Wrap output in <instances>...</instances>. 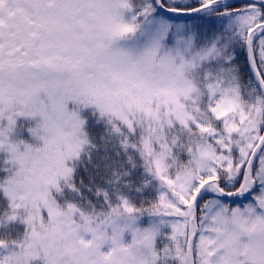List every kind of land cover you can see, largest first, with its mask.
<instances>
[{"label":"rangeland","instance_id":"1","mask_svg":"<svg viewBox=\"0 0 264 264\" xmlns=\"http://www.w3.org/2000/svg\"><path fill=\"white\" fill-rule=\"evenodd\" d=\"M128 9V0H0V115L39 117L38 136L43 142L36 154L27 153L0 133V145L20 166L6 192L32 229L18 251L0 255V264L39 260L42 264H149L143 248L156 237L160 225L168 223L182 234L191 231V220L181 215L187 212L183 204L199 185L187 177L172 181L174 193L166 191L161 198L165 215L147 228L132 219L114 221L105 233L79 228L60 217L50 199V189L70 174L67 161L87 145L83 121L70 111L71 102L110 110L128 123L145 116L155 128L162 116L171 124L195 120L182 102L196 89L188 74L211 60L215 49L194 51L195 34L179 20L175 48L160 55L170 20L162 14L154 16L135 33ZM257 20L258 13L252 10L234 15L228 23L244 32ZM207 88L212 110L224 121L226 132L198 125L215 132L222 147H229L227 134L238 130L242 141L237 161L246 164L262 134L259 124L238 114L239 91L231 79L216 80ZM200 157L205 176L217 173V163L229 165L234 159L211 146L200 151ZM164 166L160 161L158 171ZM207 191L214 193L212 187ZM257 199L264 207L263 182ZM168 214L178 217L171 219ZM231 215L247 232L264 223V213L251 202L234 207ZM201 224L198 236L211 256L208 264H264L258 238L235 241L222 207L211 205Z\"/></svg>","mask_w":264,"mask_h":264},{"label":"trees","instance_id":"2","mask_svg":"<svg viewBox=\"0 0 264 264\" xmlns=\"http://www.w3.org/2000/svg\"><path fill=\"white\" fill-rule=\"evenodd\" d=\"M218 0H162L167 8L197 10L195 14H163L155 0H128L129 15L134 17L137 32L157 15L167 17L171 25L168 37L163 40L160 55L176 46V25L184 22V29L195 34L194 51L210 47L215 49L211 60L197 66L188 74L196 86L189 99H182L195 120L188 125L178 120L169 123L165 116L156 122V128L145 116L131 118L130 123L110 110L90 104L71 102L70 111L83 121L82 134L87 141L80 155L67 161L70 174L50 189V199L60 217L71 219L83 229H95L105 233L116 220L132 219L142 228L151 226L165 215L161 198L164 192L174 193L172 181L185 177L199 185L184 203L185 219H191L192 202L200 186L213 179L222 189L234 192L245 182V163L237 161V146L242 141L240 132L228 133V146L222 147L214 133L205 131L198 123L211 126L216 131L226 132L224 121L216 116L211 107V94L207 85L216 80L231 79L239 91L238 114L259 124L264 131V94L251 69L248 57L247 37L249 31H240L229 25L236 14L257 11L261 24L253 34L255 62L264 79V7L253 1L228 0L216 6L205 7ZM153 121V120H152ZM39 117L0 115V133L27 153L36 154L43 142L38 136ZM155 129V130H154ZM212 147L226 156L234 157L229 165L217 163V173L205 176L200 168V151ZM209 159V156H207ZM165 162L162 172L158 163ZM20 166L9 157L8 148L0 145V255L18 251L31 229L25 213L14 209L6 187L17 178ZM183 177V179H181ZM257 186L253 193L237 201H225L216 190L205 194L197 204L198 232L194 244L195 264H208L210 254L200 242L203 217L211 205L223 208L237 236V242L250 237L258 238L260 260L264 263V223L250 232L241 230L232 218L234 207L245 202L255 204L264 213L257 199L260 185L264 183V148L254 168ZM130 207V211L127 210ZM168 214L166 217H169ZM47 218L46 212H44ZM177 215L169 218L175 219ZM180 233L168 223L159 226L156 237L144 245V254L149 264H190L189 240L195 231ZM232 248V247H231ZM32 264H42L34 261Z\"/></svg>","mask_w":264,"mask_h":264},{"label":"water","instance_id":"3","mask_svg":"<svg viewBox=\"0 0 264 264\" xmlns=\"http://www.w3.org/2000/svg\"><path fill=\"white\" fill-rule=\"evenodd\" d=\"M225 1L228 0H218L215 2H211L208 3L207 5H205V7L208 6H216L218 4H221ZM234 1H253L256 3L261 4L264 7V0H234ZM156 4L158 5V7L160 8V10L165 13V14H181V15H191V14H195L197 12V10H178V9H174V8H167L162 4L161 0H155ZM264 25V22L263 24ZM259 26H255L254 28H252L248 34L247 37V48H248V57H249V62H250V66L252 68V71L258 81L259 87L262 90L263 94H264V80L259 72V69L256 65L255 62V58H254V51H253V34L255 32V30L258 28ZM264 147V132L261 136V139L259 140V142L256 144L255 148L253 149V152L249 158V161L247 163V166L245 168V174H246V179H247V186L244 190H241L237 193H230V192H226L224 191L220 186L216 185L214 183L213 180H207L206 182H204L201 187H200V191L199 194H197L192 202V222L194 224V227L196 229V231L192 234L191 239L189 241V261L190 264H195L194 261V256H193V246H194V241L196 238V234H197V204L199 202V200L206 194L207 192V188L209 185H213V187L218 191V193L225 199V200H237L239 199L241 196H246L248 194H250L256 185V181L253 177V170L254 167L258 161L259 155L261 150Z\"/></svg>","mask_w":264,"mask_h":264}]
</instances>
